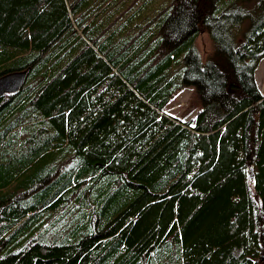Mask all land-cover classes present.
Wrapping results in <instances>:
<instances>
[{"label": "trees", "instance_id": "obj_1", "mask_svg": "<svg viewBox=\"0 0 264 264\" xmlns=\"http://www.w3.org/2000/svg\"><path fill=\"white\" fill-rule=\"evenodd\" d=\"M118 1L0 0V264L264 263V0Z\"/></svg>", "mask_w": 264, "mask_h": 264}, {"label": "rangeland", "instance_id": "obj_2", "mask_svg": "<svg viewBox=\"0 0 264 264\" xmlns=\"http://www.w3.org/2000/svg\"><path fill=\"white\" fill-rule=\"evenodd\" d=\"M170 0H121L113 7L110 14L120 16L119 23L124 22L130 15L134 14L136 20L140 17H147L153 9L166 5ZM135 20V19H134ZM199 52L204 56L210 51L209 40L206 35L202 34L196 40ZM255 81L261 93H264V57L259 61L255 70ZM199 109V103L194 95L192 88H185L179 91L170 101L166 112L176 118L183 120L193 119ZM249 185L253 187V180L249 176ZM264 264V263H261Z\"/></svg>", "mask_w": 264, "mask_h": 264}, {"label": "water", "instance_id": "obj_3", "mask_svg": "<svg viewBox=\"0 0 264 264\" xmlns=\"http://www.w3.org/2000/svg\"><path fill=\"white\" fill-rule=\"evenodd\" d=\"M28 70L10 72L0 76V99L16 94L25 84Z\"/></svg>", "mask_w": 264, "mask_h": 264}]
</instances>
